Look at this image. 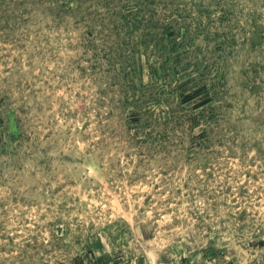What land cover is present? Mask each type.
Returning a JSON list of instances; mask_svg holds the SVG:
<instances>
[{
  "label": "rangeland",
  "instance_id": "rangeland-1",
  "mask_svg": "<svg viewBox=\"0 0 264 264\" xmlns=\"http://www.w3.org/2000/svg\"><path fill=\"white\" fill-rule=\"evenodd\" d=\"M0 264H264V0H0Z\"/></svg>",
  "mask_w": 264,
  "mask_h": 264
}]
</instances>
